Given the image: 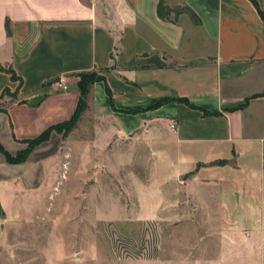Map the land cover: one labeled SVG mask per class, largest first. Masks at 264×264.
<instances>
[{
	"label": "crops",
	"instance_id": "crops-1",
	"mask_svg": "<svg viewBox=\"0 0 264 264\" xmlns=\"http://www.w3.org/2000/svg\"><path fill=\"white\" fill-rule=\"evenodd\" d=\"M256 1L166 0L190 6L196 24L188 12L162 19L160 0H0V67L15 70L25 95L0 107V142L16 154L67 120L77 74L97 71L104 80L87 102L98 122L86 145L100 153L120 140L112 154L122 144L142 157L147 180L134 175V193L147 218L172 217L181 236L173 256L154 264H264V0ZM57 78L68 88L47 84ZM17 86L0 69V94ZM65 140L52 131L20 163L0 152V225L18 222L31 196L51 187Z\"/></svg>",
	"mask_w": 264,
	"mask_h": 264
},
{
	"label": "rangeland",
	"instance_id": "rangeland-1",
	"mask_svg": "<svg viewBox=\"0 0 264 264\" xmlns=\"http://www.w3.org/2000/svg\"><path fill=\"white\" fill-rule=\"evenodd\" d=\"M17 82L0 95V107L24 98ZM96 121L87 102L53 159L51 187L31 196L33 208L18 222L0 225V264H154L173 256L181 236L172 217L147 218L131 184L134 175L147 180L142 157L126 156L122 144L112 154L120 140L100 153L86 145Z\"/></svg>",
	"mask_w": 264,
	"mask_h": 264
},
{
	"label": "trees",
	"instance_id": "trees-1",
	"mask_svg": "<svg viewBox=\"0 0 264 264\" xmlns=\"http://www.w3.org/2000/svg\"><path fill=\"white\" fill-rule=\"evenodd\" d=\"M252 1L256 4L257 7H259L256 0H252ZM184 12H188L192 16V18L196 24L201 23V18L190 6L185 5L183 7H179L178 9H172L171 7H169L167 5L166 0H160V2H159L158 14L164 20L177 22L179 16ZM8 31H9V29H8ZM0 69L9 73L11 75L12 80L19 81L20 82L19 88L21 87L22 78L16 74L14 69L3 68V67H0ZM77 75L79 76L78 88H79V92H80V97H79L76 109H75L72 117L69 120H66V121H63L61 123L50 126L49 128H47L44 132H42L39 136H37L35 138L23 140V142L27 144V147L18 151L16 154L10 153L5 148V146L0 142V152H2L5 155L6 160L8 162L20 163V162L26 161L27 158L29 157L30 153L36 148V146H38L42 142L48 140L50 138L52 131H54V130L59 132V133H63L64 137H66L70 133V131L72 129V127H71L72 123L75 120H78V118L80 117L83 110L87 107V98H88V95L90 93V89H91L92 84L96 81L104 80L103 75L97 76L94 72H82V73H78ZM58 79L59 78L54 79L53 81H50L47 84H50V83H52ZM8 89H10V88H6L2 93L7 91ZM2 93L0 95H2ZM1 110H4V109H1ZM206 113H209V112L206 111ZM209 114H220V113L216 112V113H209Z\"/></svg>",
	"mask_w": 264,
	"mask_h": 264
},
{
	"label": "built area",
	"instance_id": "built-area-1",
	"mask_svg": "<svg viewBox=\"0 0 264 264\" xmlns=\"http://www.w3.org/2000/svg\"><path fill=\"white\" fill-rule=\"evenodd\" d=\"M53 83L58 88H62V89H67L68 88V85L66 84L64 78H59L58 80L54 81ZM171 127L173 129H176L177 128V123L175 121H172Z\"/></svg>",
	"mask_w": 264,
	"mask_h": 264
}]
</instances>
